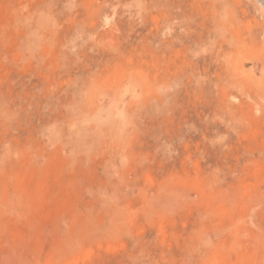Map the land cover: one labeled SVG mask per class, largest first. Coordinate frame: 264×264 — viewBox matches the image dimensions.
I'll list each match as a JSON object with an SVG mask.
<instances>
[{"label": "rangeland", "instance_id": "374dc122", "mask_svg": "<svg viewBox=\"0 0 264 264\" xmlns=\"http://www.w3.org/2000/svg\"><path fill=\"white\" fill-rule=\"evenodd\" d=\"M0 264H264V0H0Z\"/></svg>", "mask_w": 264, "mask_h": 264}]
</instances>
